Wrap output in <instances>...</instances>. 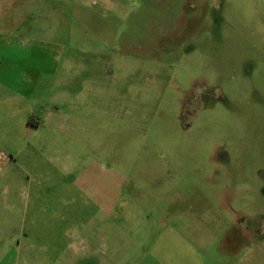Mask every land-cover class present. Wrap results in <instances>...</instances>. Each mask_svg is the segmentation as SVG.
<instances>
[{"label":"rangeland","instance_id":"1","mask_svg":"<svg viewBox=\"0 0 264 264\" xmlns=\"http://www.w3.org/2000/svg\"><path fill=\"white\" fill-rule=\"evenodd\" d=\"M203 1L0 0V264H264V0Z\"/></svg>","mask_w":264,"mask_h":264},{"label":"crops","instance_id":"2","mask_svg":"<svg viewBox=\"0 0 264 264\" xmlns=\"http://www.w3.org/2000/svg\"><path fill=\"white\" fill-rule=\"evenodd\" d=\"M186 1H188L189 3L190 2H194V3H203V2H205V1H203V0H186ZM210 10H212V7H210ZM27 160L25 159L24 160V163L23 164H25V162H26ZM17 163V160L16 159H13V158H10L9 156H7V155H2V154H0V177H1V175H3V174H6V175H9V174H11V167L13 168L14 166H15V164ZM28 163H29V161H28ZM22 164V163H21ZM23 167L21 166V167H19L18 168V171H21V169H22ZM15 169V168H14ZM14 169H12V171L14 170ZM19 187V186H18ZM9 192V191H8ZM13 206H15V205H13ZM2 207H4V204H2L1 205V208ZM18 208H21V206H18ZM14 209V208H13ZM24 217V216H23ZM23 219V218H22ZM24 220V219H23Z\"/></svg>","mask_w":264,"mask_h":264}]
</instances>
